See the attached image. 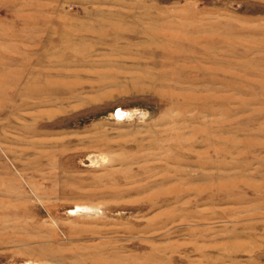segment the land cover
<instances>
[{
  "label": "rangeland",
  "instance_id": "obj_1",
  "mask_svg": "<svg viewBox=\"0 0 264 264\" xmlns=\"http://www.w3.org/2000/svg\"><path fill=\"white\" fill-rule=\"evenodd\" d=\"M29 263L264 264V0H0V264Z\"/></svg>",
  "mask_w": 264,
  "mask_h": 264
},
{
  "label": "bare ground",
  "instance_id": "obj_2",
  "mask_svg": "<svg viewBox=\"0 0 264 264\" xmlns=\"http://www.w3.org/2000/svg\"><path fill=\"white\" fill-rule=\"evenodd\" d=\"M117 115H118V116H121L122 113H121L120 111H118ZM29 264H31V263H29Z\"/></svg>",
  "mask_w": 264,
  "mask_h": 264
}]
</instances>
